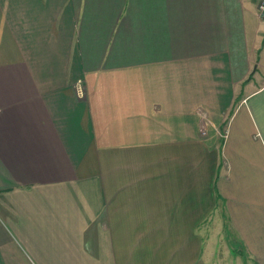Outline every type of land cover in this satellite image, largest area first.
<instances>
[{
  "label": "crops",
  "instance_id": "crops-1",
  "mask_svg": "<svg viewBox=\"0 0 264 264\" xmlns=\"http://www.w3.org/2000/svg\"><path fill=\"white\" fill-rule=\"evenodd\" d=\"M0 264H264L257 0H0Z\"/></svg>",
  "mask_w": 264,
  "mask_h": 264
},
{
  "label": "built area",
  "instance_id": "built-area-1",
  "mask_svg": "<svg viewBox=\"0 0 264 264\" xmlns=\"http://www.w3.org/2000/svg\"><path fill=\"white\" fill-rule=\"evenodd\" d=\"M258 2V10L260 12V14L264 17V0H257ZM78 93L79 95H83L84 90L82 89V81L78 82Z\"/></svg>",
  "mask_w": 264,
  "mask_h": 264
}]
</instances>
